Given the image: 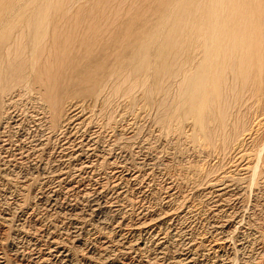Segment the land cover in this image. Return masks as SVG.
I'll return each mask as SVG.
<instances>
[{
  "label": "rangeland",
  "instance_id": "rangeland-1",
  "mask_svg": "<svg viewBox=\"0 0 264 264\" xmlns=\"http://www.w3.org/2000/svg\"><path fill=\"white\" fill-rule=\"evenodd\" d=\"M76 1L51 0L53 10L50 14L54 19H59L60 16L59 20H63L70 17V14L72 16L78 9L89 7L90 0ZM127 1L118 5V8H115L117 4L110 8L112 13L120 11L114 16L111 13L112 18L118 14L119 17L132 14L134 18L139 16L137 19L147 24L159 21L156 13L149 11L148 8L142 9L148 6L142 0ZM43 2L44 0H36L28 4L25 0H15L13 4L17 9L16 19L18 16L32 18L35 7ZM6 6L9 5L0 7V14H9L10 8ZM141 11L144 14L143 12L140 14ZM160 39L161 37H157L153 40L154 46L159 45ZM193 63L189 66L192 67ZM126 72L127 70L120 71L119 74L110 77L95 101L74 100L73 103L82 104L83 108L81 106L78 109L83 110V113L78 120L72 119L67 125L53 124L32 83L25 86L16 85L15 88L19 86L20 88L13 91L14 95L11 92L4 96L0 95V214L10 213L9 216L15 217L12 229L18 225L16 219L20 218V223L24 224L25 230L31 236L16 238L13 232H8L7 226L3 227L0 224V230L5 228L7 231V234H2L3 238L0 240L4 264H16L19 257L14 256V250H18L21 256V253L27 254L38 247L44 249L45 245L43 240L40 241V235L46 231H62L64 235L69 236L73 230L76 231L75 223L69 219L70 214L74 210L87 209L86 202L77 205L79 202L77 195L69 191L66 184L57 185L53 175L60 169L70 170L72 173L74 168L79 166H82L80 170L82 181L79 186L86 190L85 199L96 197V189H100L105 199H109L108 204L118 202L123 207L124 225L142 218L143 221L151 219L159 221L160 231L166 235L168 241L164 255H161L157 264H170L172 258L189 250H192L190 264H264V125L257 126L261 113V117L264 118V104L243 95L235 103L237 116L234 119L232 116L230 118L232 120L229 122L230 126L236 122L238 125L246 126L245 130L256 129L253 141L241 135L238 143L231 144L228 138L226 139L228 142L218 138L212 144L214 146L211 144L210 146L195 131L192 118L185 113V102L179 91L178 78L168 80L165 84V88L169 89L165 91L171 97L153 90L149 102L145 91L151 86V70L145 69L137 75H130V71ZM230 81L228 77L225 84H229ZM161 100H166V103L170 100L168 110L159 105ZM233 109L235 110V107L231 108L230 112ZM164 114L170 119L162 123L160 120ZM242 137L245 139L242 140ZM80 139L84 142L92 140L89 156H80L75 163L59 162L62 155L60 146L68 140L76 142ZM239 152H245L248 162L245 159L244 161L238 159ZM87 161L92 164L91 168L80 165ZM245 164L249 168L241 170L239 166ZM73 181L71 185L77 182L76 179ZM218 188L226 189L221 194ZM115 191L119 194L117 195V192L115 194ZM48 195L55 197L56 204L47 202ZM70 205H75V209ZM31 212L36 215L30 216ZM86 212L88 210H85L86 230L79 234L80 243L72 245L68 242L72 253L71 264H90L86 260L87 250L92 249L93 256L99 258L97 251L100 253L104 238L109 234H111L109 239L113 237L111 229L114 218L112 219L111 212L105 213L107 228L102 230L96 218L89 217ZM35 231L38 234H35ZM171 234H174V237H171ZM146 245L149 249L154 246L148 240ZM148 248L144 250L143 258L151 257L152 251H148ZM192 248H195L194 251ZM108 251L105 255L113 256ZM116 259L110 262L114 263Z\"/></svg>",
  "mask_w": 264,
  "mask_h": 264
},
{
  "label": "bare ground",
  "instance_id": "bare-ground-1",
  "mask_svg": "<svg viewBox=\"0 0 264 264\" xmlns=\"http://www.w3.org/2000/svg\"><path fill=\"white\" fill-rule=\"evenodd\" d=\"M25 1L32 3L36 0ZM70 1L68 0V2ZM126 1L90 0L88 8L78 9L72 16L70 14V17L59 20L60 16L59 19H54L50 14L53 10L51 0H44L43 4L35 7L32 18L18 16L17 19V9L13 4L15 0H0V7L8 4L9 6L6 7L10 8L8 15L0 14V95L4 96L9 92L13 94V91L20 86L32 83L37 91L38 99L42 102L41 104L45 107V111L48 112L53 124L58 126V124L65 123L67 125L71 123L72 119L78 120L77 118L83 113V110L78 109L82 104L73 103L74 100L93 99L95 101L105 87L107 80L119 74L120 71L127 70V72L130 71V75H137L143 70L149 69V71L151 70L152 82L145 91L146 96L149 97L153 90L162 95L163 93L167 95V91H165L166 82L178 78L179 91L184 97L185 113L192 118L195 131L209 145L214 144L218 138L223 142L228 138L231 144L232 142L238 143L241 135L248 139L251 138L253 141L255 132H257L256 129L245 130L246 126L238 125L236 122H233V125L231 123L230 126L229 122H232L230 118L233 117L234 119L237 116L238 110L235 103L243 95L254 99L255 102L264 104V0H142L143 3L148 4L142 9L148 8L149 11L158 16L159 21L154 24L144 23L137 19L139 16L136 17L135 15L136 18H134L132 14H125L126 16L123 17H119L118 14L112 18V9L110 8L114 4H117L115 8H118V5L124 4ZM76 2L74 3L76 4ZM64 10H66L65 7ZM117 12L112 13L113 16ZM185 14H187L186 17ZM157 37H161V41L159 45L157 44L158 46H154L153 40ZM185 51L188 53H184ZM195 61H197L196 64L193 63ZM191 63L194 64L192 67H190ZM228 77L231 81L229 84H225ZM116 83L115 86L119 84V82ZM16 85L20 86L15 88ZM114 91L117 90L114 89ZM146 96L144 95V97ZM148 101L150 102V97ZM165 101L159 105L168 110L171 105L168 104L170 100L167 103ZM234 107L235 110L230 112L231 108ZM88 109L90 108L88 107ZM253 111L252 113H254ZM71 113L73 114L71 115ZM261 114L257 120V126L264 125V118L261 117ZM168 118L170 119L168 115L165 117L164 114L160 121L165 123ZM182 118L184 117L182 116ZM169 126L171 127V125ZM243 139L245 138L242 137ZM82 141V139L76 142L75 140L72 142L68 140L70 143L66 142L61 145L62 155L59 162H76L80 156H89L90 153L88 152L92 150V140H85L84 143ZM237 156L240 161L246 160L245 152H239ZM89 162H85L86 165L84 163L80 165H84V168H91L92 164ZM246 162L248 161L246 160ZM253 167L252 169H254ZM81 168L82 166L75 167L72 173L70 170L60 169L53 175L57 185L66 184L69 188L66 187V190L73 191L77 195L76 197L79 198L77 205L86 202L87 209L74 210L70 214L71 218L69 219L75 223L74 229L76 228V231L73 230L70 236L64 235L65 233L62 231L51 230L39 234L40 241L43 240L45 248L33 249L27 254L25 253L26 256L22 253L20 256L18 250H14V256L19 257L15 263L71 264L72 253L69 244L80 243L79 234L85 229V210H88L86 215L95 217L101 230L107 228L104 218L107 212L112 213V219L114 218L112 223L114 224H112L111 229L113 232L112 239L108 238L111 234L105 236L102 249L99 250L100 253L97 251L99 258H95L92 249H88L86 252L87 262L90 264L97 262L98 264L99 262L103 264H117V262L118 264H135V262L136 264H157L161 255H164L168 241L166 235L160 231L159 221L155 219L143 221L142 218L139 221L137 219L133 223L124 225L123 214L125 211L123 207L118 202L108 204L109 199H105V195L100 189H96V197L94 196L90 200L85 199L86 190L84 191L79 186L82 181ZM239 168L245 170L249 166L245 164ZM75 179L77 182L71 185ZM225 189L218 188L221 194ZM116 192L118 195V191H115V194ZM54 198L53 195L46 197L48 203L56 204ZM70 207L75 209L76 206L70 205ZM9 214H0V224L3 227L7 226L8 232H13L16 238H30L31 236L25 230L24 224L20 223V218L16 219L18 225L12 229L11 226L15 217H11ZM31 215L36 214L31 212ZM4 233L7 234V231L2 228L0 240ZM35 234L38 233L35 231ZM171 237H174V234H171ZM147 240L151 242V245H154L150 249L146 247ZM35 241L39 240L35 239ZM147 248L148 251H152L151 257L148 259L142 256ZM107 251L113 256H106ZM191 252L192 250L185 253L181 252L176 258L170 260V264H190L192 262ZM1 254L2 249L0 248V264H4V257ZM114 258H117L116 261L110 262Z\"/></svg>",
  "mask_w": 264,
  "mask_h": 264
}]
</instances>
